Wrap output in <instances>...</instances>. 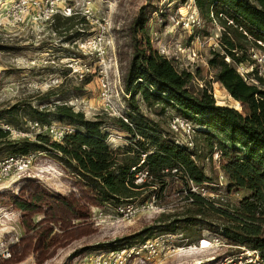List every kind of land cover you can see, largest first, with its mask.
I'll return each instance as SVG.
<instances>
[{"label":"rangeland","instance_id":"rangeland-1","mask_svg":"<svg viewBox=\"0 0 264 264\" xmlns=\"http://www.w3.org/2000/svg\"><path fill=\"white\" fill-rule=\"evenodd\" d=\"M14 1L0 0V112L14 106L20 110L8 118L14 124L0 122L10 140H34L39 135L32 127L28 104L51 112L63 106L82 112L87 120L105 121L112 150L136 149L131 136L113 121L128 114L123 77L133 53L131 24L143 6L149 15L146 32L150 45L143 46L147 56L165 58L176 69L191 71L197 85L211 88L217 105L235 109L237 101L215 81L208 66L210 51L220 42L222 26L199 15L194 0H66L58 2V18L41 24L28 20L15 26L8 17ZM65 7L72 8L71 20L62 14ZM197 15L200 27L192 24ZM251 71L252 66L238 67L243 77ZM259 73L264 75V70L260 68ZM246 81L255 82L252 78ZM172 116H179L172 108L164 117L151 115L165 132H169L167 123ZM38 123L67 125L53 117ZM201 129L215 131L207 126ZM175 138L188 140L182 134ZM34 154V178L23 177L11 186L0 187V255L10 253L8 258L0 257V264H91L95 254L136 244V240H119L155 225L163 213V206L153 197L146 202L140 197L132 203L136 215L125 218L117 212L116 201L104 202L60 160L46 153ZM213 154L202 161L207 177L212 179L204 184L206 191L210 197L236 204L244 192H227L221 155L215 158ZM142 155L137 151L128 154L123 169L129 167V160L134 163ZM150 237L161 244L159 254L149 264H256L252 251L233 255L224 238L207 230L199 240L182 232H156ZM203 240L209 245L199 247Z\"/></svg>","mask_w":264,"mask_h":264},{"label":"trees","instance_id":"trees-1","mask_svg":"<svg viewBox=\"0 0 264 264\" xmlns=\"http://www.w3.org/2000/svg\"><path fill=\"white\" fill-rule=\"evenodd\" d=\"M194 3L199 15L211 21V13L214 14L223 28L218 47L210 51L208 66L215 81L237 101L235 109L217 105L211 88L197 85L191 71L178 70L165 58L147 56L143 46L150 45L146 32L149 15L143 6L131 24L133 53L123 77L129 96L124 98L128 122L113 121L131 136L136 149L112 150L104 131L106 122L101 119L87 120L82 112L63 106H56L51 112L28 104L32 121L45 122L53 117L74 126L75 132L63 143H57L41 134L35 140L29 137L10 140L9 132L0 128V158L46 153L64 163L104 202L116 201L119 206L132 204L140 197L142 202L153 197L156 204L163 206L155 225L119 242L145 241L156 232H182L199 240L202 231L207 230L224 238L233 248V255L252 251L257 258L255 263L264 264V75L259 73L260 65L253 57L255 52L264 55V0H194ZM242 65L252 66L245 77L238 72ZM251 78L254 83L246 81ZM169 108L198 126L193 148L178 142L177 134L169 128L165 132L162 124L151 117L152 114L164 117ZM18 109L14 106L1 111L0 122L14 124L8 118H13ZM203 126L215 131H203ZM215 149L221 154L227 192H244L236 204L210 197L206 191L208 187L204 184L212 179L207 177L202 161ZM135 151L139 156L146 155L145 159L139 158L134 163L129 160V167L123 169L125 157ZM130 166L137 171L147 170L148 178L136 184L135 173H129ZM188 179L204 188L207 196L191 192ZM166 210L169 212L165 213Z\"/></svg>","mask_w":264,"mask_h":264},{"label":"built area","instance_id":"built-area-1","mask_svg":"<svg viewBox=\"0 0 264 264\" xmlns=\"http://www.w3.org/2000/svg\"><path fill=\"white\" fill-rule=\"evenodd\" d=\"M60 1L65 2L66 0H15L10 6L8 17L14 26L22 25L28 20H32L34 23L39 24L47 23L50 22L54 18L56 12H58L57 7L58 2ZM62 14L67 17L73 16L72 8L65 7ZM211 18L215 19L214 14L212 13ZM192 24L198 27L201 26L199 16L193 19ZM263 56L264 55L257 52L253 54V57L257 60L260 68L264 70ZM124 96L129 97L126 94ZM120 118L128 122L123 115H120ZM32 127L36 130L37 134L45 133L52 141L58 143L63 142L65 138L71 135L75 130L72 125L57 123L40 126L38 122H34ZM168 128L172 133L177 135L182 134L188 139L186 142L182 143L186 144L190 148L194 147L193 140L198 128L195 123L181 116H175L169 121ZM36 136L37 135L34 136V140L36 139ZM178 142L181 143L180 140ZM213 155L215 158H219L221 154L219 150L215 149ZM142 156V158L145 159L146 155ZM35 161L36 154L28 156L12 155L1 159L0 187H6L7 185L11 186L23 177L34 178V176L31 177V173L34 168ZM143 162L144 161L142 160L140 165L137 167H140ZM129 173H135L134 178L136 184H142V182L149 176L147 170L142 169L137 171L136 167H132ZM188 183L191 192L201 194L202 196L207 195L205 189L197 187L192 180L188 179ZM116 210L120 215L129 219L133 218L137 213V209L133 204L119 205ZM217 241L219 240L217 239ZM160 244L161 242L159 239L150 238L145 241L137 242L133 245L121 246L107 254L93 255L90 259L91 264H149L151 260L159 254ZM0 257L8 258L10 257V253L8 251H4Z\"/></svg>","mask_w":264,"mask_h":264},{"label":"bare ground","instance_id":"bare-ground-1","mask_svg":"<svg viewBox=\"0 0 264 264\" xmlns=\"http://www.w3.org/2000/svg\"><path fill=\"white\" fill-rule=\"evenodd\" d=\"M208 245H209L208 241L207 240H203L202 244L199 247H205V246H208Z\"/></svg>","mask_w":264,"mask_h":264}]
</instances>
